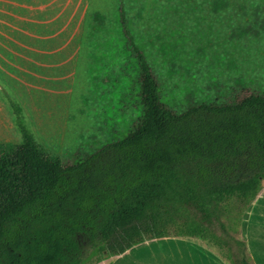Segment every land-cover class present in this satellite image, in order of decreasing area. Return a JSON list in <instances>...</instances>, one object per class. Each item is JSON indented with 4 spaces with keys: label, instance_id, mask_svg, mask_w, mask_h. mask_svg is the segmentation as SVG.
<instances>
[{
    "label": "trees",
    "instance_id": "1",
    "mask_svg": "<svg viewBox=\"0 0 264 264\" xmlns=\"http://www.w3.org/2000/svg\"><path fill=\"white\" fill-rule=\"evenodd\" d=\"M202 3L253 17L254 35V25L264 30L258 3ZM113 38L136 75L137 118L123 138L74 164L36 140L19 102L0 89L21 135L0 143V264H84L170 234L212 236L215 223L264 188V94L176 112L163 101L149 41L132 28L125 0H117Z\"/></svg>",
    "mask_w": 264,
    "mask_h": 264
},
{
    "label": "rangeland",
    "instance_id": "2",
    "mask_svg": "<svg viewBox=\"0 0 264 264\" xmlns=\"http://www.w3.org/2000/svg\"><path fill=\"white\" fill-rule=\"evenodd\" d=\"M7 1L0 0V41L20 47L36 43L49 46L52 38L44 32L48 26L43 22L44 31L36 35L38 27L34 28L32 18L8 16L14 3ZM202 1L125 0L132 28L143 41H149L145 50L163 101L176 112L200 103H228L247 92L264 94V30L254 25L260 31L254 35L247 29L253 17H240L235 9L217 14ZM249 2L264 7V0ZM57 9V3H49L44 5L43 14L50 17ZM116 9L117 0H86L81 10L76 9L66 25V40L73 53L70 64L40 66L30 62V50L25 47L29 54L28 65L24 66V54L20 56L14 47L8 51L2 45L0 49L11 57L9 65L4 66L11 81H0V89L8 91V85L20 91L34 137L57 153L64 164H74L123 138L137 118L131 88H135L136 75L121 46L112 40ZM94 12H99L102 19L94 20ZM258 21L264 26V10ZM2 30L7 34L2 35ZM50 69L52 74L46 75ZM16 132L20 143L21 135ZM254 201L233 207L228 218L222 217V226H212V236H166L173 253L170 260L179 263L181 255L180 263L185 257V262L203 264L204 256H209L217 258L219 264H242V260L253 264L244 232ZM152 240L145 241L150 242L141 249L147 251ZM136 250L137 246L132 249ZM186 252L193 259L186 258ZM115 258L98 254L84 264H110Z\"/></svg>",
    "mask_w": 264,
    "mask_h": 264
},
{
    "label": "crops",
    "instance_id": "3",
    "mask_svg": "<svg viewBox=\"0 0 264 264\" xmlns=\"http://www.w3.org/2000/svg\"><path fill=\"white\" fill-rule=\"evenodd\" d=\"M28 1L31 4H28ZM86 0H8L7 2L14 3L11 8L8 16L12 18H26L30 17L31 21H34V28L38 27V31H36V35L38 32H43L44 30L41 28L43 22L48 26V31H44L48 34L47 37L52 38V43L49 46H45L42 44L36 43L35 45H23L28 50H30V62H35L40 64V66L45 67H59L61 63L67 65L72 63L73 54L70 52L71 45L66 40V25L69 24L71 19H73L74 13L76 9L81 10L84 6ZM6 2V1H5ZM49 3H57L58 9L55 14L50 15V17H46L43 14L44 5H48ZM14 10V11H13ZM5 11V10H4ZM44 17L46 20L44 21ZM66 22V24H65ZM32 23V22H31ZM30 23V30L32 29V24ZM39 23V24H38ZM26 23H23L21 26L25 27ZM17 28V27H15ZM32 32V31H30ZM1 34H7L6 31H1ZM17 44V43H16ZM6 47L5 50L11 51L16 49L19 51L18 54H24V66L27 64V49L25 47H20L19 45H15L14 43L7 41V43L0 41V49H3V46ZM21 49H24V53L21 52ZM22 56V55H20ZM71 56V57H70ZM70 58V59H69ZM8 61H11L10 54H3L0 51V81L4 83H8L11 81L9 76V70L4 66H8ZM32 65V64H30ZM2 67V69H1ZM56 71V70H55ZM54 71V73H55ZM43 74V73H42ZM51 75L52 70H47L46 75ZM48 80V78H47ZM8 87V91L13 95V97L19 102L21 105L23 112H25V105L23 101V96L20 91L13 90L11 87ZM25 115V113H24ZM26 117V116H25ZM27 119V118H26ZM31 122V121H30ZM33 125V123L31 122ZM33 128L35 129L34 125ZM15 126V118L14 114L8 104L7 100H5L0 95V143L1 141L18 143L19 135L16 132ZM18 131V130H17ZM245 241L246 247L249 256L252 259L253 264H264V188L261 190L259 195L254 201V204L249 209L246 223H245ZM166 237L160 239L152 240L153 245L148 246V250H143L141 248L145 247L143 244H149V242H143L141 244L136 245L138 250L132 251L135 246L125 253L115 256L116 258L110 262V264H192L191 261L185 262V257H183V261L181 262V255L178 257L180 261L177 263L174 260H170L171 254H173L168 248L169 242L165 240ZM169 242V243H168ZM176 246L175 244H173ZM186 258H192L188 256L187 252L185 253ZM184 255V256H185ZM198 254H194L197 256ZM193 259V258H192ZM201 259V258H200ZM217 258L204 256V259L201 261L203 264H219ZM219 262V261H218ZM222 264V263H220Z\"/></svg>",
    "mask_w": 264,
    "mask_h": 264
}]
</instances>
